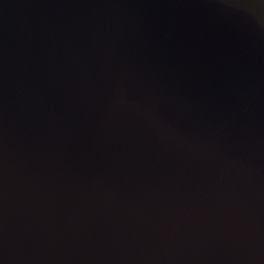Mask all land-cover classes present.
<instances>
[{"label":"water","instance_id":"1","mask_svg":"<svg viewBox=\"0 0 264 264\" xmlns=\"http://www.w3.org/2000/svg\"><path fill=\"white\" fill-rule=\"evenodd\" d=\"M0 264H264V0H0Z\"/></svg>","mask_w":264,"mask_h":264}]
</instances>
